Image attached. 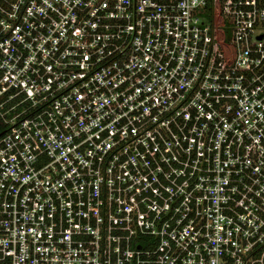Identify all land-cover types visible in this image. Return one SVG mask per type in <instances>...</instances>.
<instances>
[{"label":"built area","instance_id":"obj_1","mask_svg":"<svg viewBox=\"0 0 264 264\" xmlns=\"http://www.w3.org/2000/svg\"><path fill=\"white\" fill-rule=\"evenodd\" d=\"M0 264H264V0H0Z\"/></svg>","mask_w":264,"mask_h":264}]
</instances>
